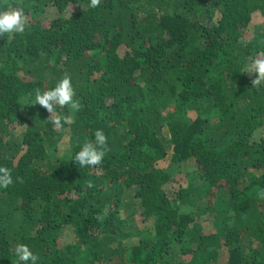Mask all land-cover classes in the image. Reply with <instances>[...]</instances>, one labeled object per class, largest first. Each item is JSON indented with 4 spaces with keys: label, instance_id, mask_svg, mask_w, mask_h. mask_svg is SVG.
<instances>
[{
    "label": "trees",
    "instance_id": "trees-1",
    "mask_svg": "<svg viewBox=\"0 0 264 264\" xmlns=\"http://www.w3.org/2000/svg\"><path fill=\"white\" fill-rule=\"evenodd\" d=\"M16 7L25 31L0 36V264L18 243L37 264H264V84L244 71L264 56L249 33L264 0H0ZM65 76L75 109L29 102ZM97 130L103 162L81 168Z\"/></svg>",
    "mask_w": 264,
    "mask_h": 264
},
{
    "label": "clouds",
    "instance_id": "clouds-1",
    "mask_svg": "<svg viewBox=\"0 0 264 264\" xmlns=\"http://www.w3.org/2000/svg\"><path fill=\"white\" fill-rule=\"evenodd\" d=\"M100 0H91V7H96ZM26 29V16L22 9L16 7L7 11H0V36L5 34H19ZM247 73L256 74L253 86L264 84V56L258 54L244 69ZM75 91L71 78L65 76L55 82L54 86L47 90H35L33 98L29 101L32 105H40L52 114L57 106H70L75 109L77 103L74 100ZM56 128H63L72 123L71 116H55L49 119ZM107 137L102 130H97L94 139L85 142L80 150L76 152L73 162L79 167H92L100 165L105 157V146ZM12 174L8 168L0 167V187H7L12 183ZM18 264H37L38 257L26 244L18 243L14 249Z\"/></svg>",
    "mask_w": 264,
    "mask_h": 264
},
{
    "label": "rangeland",
    "instance_id": "rangeland-1",
    "mask_svg": "<svg viewBox=\"0 0 264 264\" xmlns=\"http://www.w3.org/2000/svg\"><path fill=\"white\" fill-rule=\"evenodd\" d=\"M260 31H264V18H262V17H258V18L255 19V21L253 22V24L250 27L249 33H250V35H252V34L260 32ZM58 155H60V156L64 155V149L60 148ZM185 165L186 166L183 168V173L187 174V172L191 173V172L194 171L195 167H194L193 163L189 162V163H187ZM165 166H166V164L159 163V167L162 168V167H165ZM179 175L183 176L182 174H179ZM182 184H183V181L179 180L178 177H177V180L173 184L168 185V187L169 188H172V187L179 188L180 186H182ZM204 222H206V221L203 220V223ZM204 224H206V223H204ZM222 253L225 256V254L227 253L226 249H224ZM223 259H224V257H223ZM224 261H225V259H224ZM224 261H223V263H224Z\"/></svg>",
    "mask_w": 264,
    "mask_h": 264
}]
</instances>
